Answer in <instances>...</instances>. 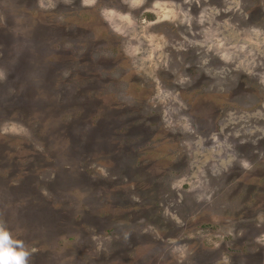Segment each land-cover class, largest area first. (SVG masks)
Listing matches in <instances>:
<instances>
[{
    "label": "rangeland",
    "instance_id": "374dc122",
    "mask_svg": "<svg viewBox=\"0 0 264 264\" xmlns=\"http://www.w3.org/2000/svg\"><path fill=\"white\" fill-rule=\"evenodd\" d=\"M0 223L29 264H264V0H0Z\"/></svg>",
    "mask_w": 264,
    "mask_h": 264
},
{
    "label": "clouds",
    "instance_id": "9594fccd",
    "mask_svg": "<svg viewBox=\"0 0 264 264\" xmlns=\"http://www.w3.org/2000/svg\"><path fill=\"white\" fill-rule=\"evenodd\" d=\"M34 251L22 239L14 238L11 229L0 223V264H29V257ZM223 261L228 264L226 256Z\"/></svg>",
    "mask_w": 264,
    "mask_h": 264
}]
</instances>
